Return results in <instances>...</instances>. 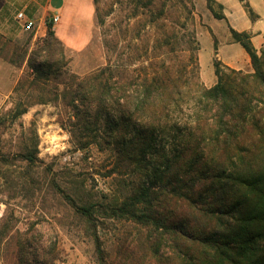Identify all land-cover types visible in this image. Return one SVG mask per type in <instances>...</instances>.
Here are the masks:
<instances>
[{
    "label": "trees",
    "instance_id": "obj_1",
    "mask_svg": "<svg viewBox=\"0 0 264 264\" xmlns=\"http://www.w3.org/2000/svg\"><path fill=\"white\" fill-rule=\"evenodd\" d=\"M175 1L118 3L132 16L147 14L146 26L161 31L151 45L147 39V50L176 45L188 62L161 58L133 68L120 59L128 31L117 23L105 38L107 50L119 51L115 60L81 75L48 21L15 86L21 98L0 113V133L16 124L22 131L14 153L0 139V163L36 165L37 130L18 120L33 105H52L78 150L109 153L106 176L116 181L110 192H83L72 174L69 191L62 190L69 210L92 232L98 264H264V46L258 52L248 33L231 29L253 72L221 70L215 61L217 82L206 87L196 55L195 2ZM214 2L207 0L208 9L222 19ZM112 8L106 14L96 8L100 26ZM173 14L176 32L168 30ZM9 44L0 39V48ZM100 227L111 238L101 240ZM35 249L37 264L61 262L55 246Z\"/></svg>",
    "mask_w": 264,
    "mask_h": 264
},
{
    "label": "rangeland",
    "instance_id": "obj_2",
    "mask_svg": "<svg viewBox=\"0 0 264 264\" xmlns=\"http://www.w3.org/2000/svg\"><path fill=\"white\" fill-rule=\"evenodd\" d=\"M66 1V4L57 1L54 4L60 12L51 8L52 0H10L12 6L14 3V7L21 8L0 11V39L5 44L10 42L9 47L0 48V113L13 108L21 98V93L14 92L15 86L28 72V57L45 37L47 22L54 12L61 15V21L54 30L71 51V69L78 74L91 72L107 63L108 59L115 60L119 51L120 59L125 63L132 62L133 68L146 67L151 61L155 64L161 58L188 62V54H181L176 45H172V49L169 46L153 51L146 49L147 39L151 45L161 34L157 28L146 26L147 14L132 16L129 7L122 10L125 5L120 6L119 0H99L97 4L94 0ZM194 2L193 26L200 48L196 53L200 81L206 87L217 82L215 61L221 70L231 68L253 72L249 55L234 41L231 29L248 33L259 52L264 46V17L257 15L250 3L262 16L263 0H215L214 11L222 19L216 18L208 9L207 0ZM112 6L113 13L106 16L105 25L100 26L96 8L106 14ZM24 8L33 12L32 18L36 23L33 30H24L17 21V14L24 12ZM174 18L173 14L168 23L171 32L178 30L173 23ZM117 23L128 31L122 36L123 46L119 51L107 50L105 38ZM170 40L173 42L174 37ZM60 112L52 105L38 104L30 107L18 120L25 127L33 123L37 130L39 160L36 165L28 166L18 159H11L8 165L0 163V264H37V244L45 247L47 252L55 246L61 257L57 264H98L92 232L69 210L62 198V190L69 191L66 181L72 174L83 181V192H110L116 181L115 177H107L106 171L112 164H109V153L95 146L90 152L78 150L71 143L69 132L58 123ZM21 135L17 124L1 131L4 150L14 153ZM98 236L101 240L109 239L111 233L100 227ZM21 245L25 246L23 251ZM37 255L44 259L40 250Z\"/></svg>",
    "mask_w": 264,
    "mask_h": 264
},
{
    "label": "built area",
    "instance_id": "obj_3",
    "mask_svg": "<svg viewBox=\"0 0 264 264\" xmlns=\"http://www.w3.org/2000/svg\"><path fill=\"white\" fill-rule=\"evenodd\" d=\"M17 21L22 25L23 29L26 31L35 29L36 23L33 19L29 18L24 12L20 11L17 16ZM50 22H52L53 26H57L61 21V15L58 12H54L50 19Z\"/></svg>",
    "mask_w": 264,
    "mask_h": 264
},
{
    "label": "crops",
    "instance_id": "obj_4",
    "mask_svg": "<svg viewBox=\"0 0 264 264\" xmlns=\"http://www.w3.org/2000/svg\"><path fill=\"white\" fill-rule=\"evenodd\" d=\"M60 2V3H65L66 4V0H52V9L54 10V11H58V12H60L55 6H54V4L55 3H57V2ZM74 1H76V0H74ZM250 3V2H249ZM263 3H264V0H263ZM13 5L15 6L16 4H14L13 3ZM250 5H251V8L253 9V11L254 12H256L257 13V15H259L261 18H263L264 17V15H260L258 12H257V10L255 9V7L253 6V4L252 3H250ZM11 5V3H10V0H0V11H4V10H7V11H9V10H11V8L13 9H18V8H21V6L20 7H18V6H16V7H14V6H12ZM24 10L26 11H24L25 13H26V15L29 17V18H31V19H33L32 17V11H29L28 10V8L26 9V8H24ZM22 12H23V10H22ZM264 19V18H263ZM39 27H42V25L41 24H39ZM46 28V27H45ZM45 28H44V30H45ZM260 46H261V44H260ZM255 48H258V47H255ZM259 50V49H258Z\"/></svg>",
    "mask_w": 264,
    "mask_h": 264
}]
</instances>
